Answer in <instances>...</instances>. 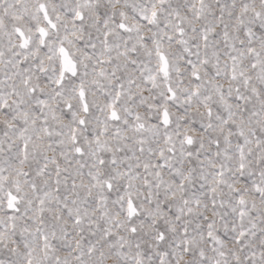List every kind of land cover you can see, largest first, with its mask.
<instances>
[{"label":"snow or ice","instance_id":"1","mask_svg":"<svg viewBox=\"0 0 264 264\" xmlns=\"http://www.w3.org/2000/svg\"><path fill=\"white\" fill-rule=\"evenodd\" d=\"M0 264H264V0H0Z\"/></svg>","mask_w":264,"mask_h":264}]
</instances>
